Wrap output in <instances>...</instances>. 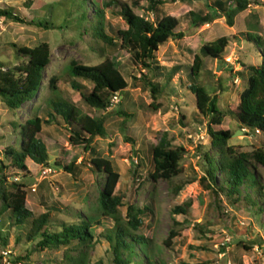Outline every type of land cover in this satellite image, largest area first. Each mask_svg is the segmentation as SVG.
I'll return each mask as SVG.
<instances>
[{
  "label": "rangeland",
  "instance_id": "rangeland-1",
  "mask_svg": "<svg viewBox=\"0 0 264 264\" xmlns=\"http://www.w3.org/2000/svg\"><path fill=\"white\" fill-rule=\"evenodd\" d=\"M79 1L0 0V9L10 8L19 16L36 21L49 18L55 26L45 30L0 17V62L7 66L20 63L12 44L32 47L45 41L51 48V60L44 70L42 86L36 97L16 111L8 109L0 101V151L8 145H18L19 136L15 132L18 130L15 128L17 124L34 115L46 119L51 112L52 100H66L81 114L104 118L107 136L96 137L93 147L119 173L114 193L124 196L121 215L125 217L130 205L150 208L151 213L144 218L138 233L149 241L151 260L166 264H177L181 260L202 264H264V214L257 217L244 202L233 205L223 194L220 195V201H215L212 193L199 185L198 180L204 174L202 152L210 144L207 120L198 117L194 121L192 96L180 84V80L187 82L186 76L193 58L191 52H197L206 42L226 36L229 41L222 58L203 60L200 82L206 85L212 95L218 96L220 108L224 109L227 104H238L239 93L244 87V81L236 76V72L242 70L240 62L253 65L261 62L259 50L254 43L246 40L244 32L250 30L251 34L255 32L264 39V0H252L251 7L235 18L232 27L222 15L192 28H188L183 20L181 26L185 37L179 41L169 40L157 52L160 65L182 67L171 81L156 76L154 72L133 68L124 50L109 49L94 43L89 32L83 31V26H88L86 21L79 19ZM209 2L165 0L163 8L170 16L182 19L189 10L212 13L207 7ZM146 6V0H139V7L134 8V12L141 15ZM86 7L88 18L92 19V7ZM253 14L257 18H253ZM105 20L113 29L126 27L123 19L116 16L112 9H106ZM105 59L112 60L120 69L128 81V87L114 99L107 111H98L89 107L79 92L71 87L68 65L72 60L95 65ZM130 74L137 77L144 74L165 85V88L157 99H153L143 82L132 84ZM52 78L55 79V89L50 88ZM78 82L84 87V92L90 91V83L82 80ZM120 112H126L130 117L126 119ZM182 116L187 118L183 119ZM215 128L228 130L232 134L230 144L239 152L250 153L262 146L261 133L242 128L231 116ZM164 132L168 134L172 145L184 148L182 172L175 181H184L186 184L177 194L173 193L166 181L154 183L148 177L152 169L149 149ZM69 135L61 118L51 124H43L40 137L46 142L50 155L48 167L38 166L31 161L29 173L13 168L10 174L25 182L26 207L34 214L57 207V210L52 211L53 219L57 221L75 220L76 212L93 216L91 230L95 246L88 254L89 264H97L100 260L103 264H112L111 251L104 234L113 222L110 218L99 216L97 203L104 175L92 171V154L81 145H71ZM72 162L73 175L64 170ZM255 172L264 185V167L256 164ZM185 202L190 203L187 215L172 212L175 206ZM173 227L178 235L172 238L171 247H165L163 240ZM19 234V229L4 217L0 224V235L6 242L0 240V264H12L15 256L25 254L28 245L24 240L17 241ZM5 251H9L8 255L4 254ZM61 253V250L35 252L31 261L33 264H55L54 260L62 259Z\"/></svg>",
  "mask_w": 264,
  "mask_h": 264
},
{
  "label": "trees",
  "instance_id": "trees-1",
  "mask_svg": "<svg viewBox=\"0 0 264 264\" xmlns=\"http://www.w3.org/2000/svg\"><path fill=\"white\" fill-rule=\"evenodd\" d=\"M146 1V8L138 15L134 8L139 7V0H132L131 4L122 0L108 2L80 0L77 5L80 9L78 16L82 22H87L88 27L83 26V31L89 32L94 43L109 49L124 50L128 53V63L133 68L154 72L156 76L166 78V81H171L182 67L160 65L157 52L160 46L169 40L179 41L185 37V31L181 26L183 20L188 28H192L209 23L217 15H222L226 18V23L232 27L235 18L249 9L253 3L252 0H210L207 7L212 13L189 10L182 19H179L165 12L163 8L165 0ZM87 5L92 7V19L88 18ZM106 9H112L116 16L121 17L126 27L113 29L109 26L105 20ZM0 17L45 30L55 28L49 18L38 21L23 18L10 8L0 9ZM252 17L257 18V15L253 14ZM244 35L246 40L254 43L259 50L261 62L258 65L240 62L242 70L236 72V76L244 81V87L239 93L238 104H227L224 109L220 108L218 96L212 95L206 85L200 82L203 60L222 58L229 41L226 36L206 42L197 52H191L193 58L188 68L187 82L183 83L180 80V84L192 96L194 121L196 122L198 117L207 120L206 130L210 144L208 149L202 152L204 174L198 180L199 185L203 190L211 192L215 201H220V195L223 194L233 205L244 202L254 215L260 217L264 214V185L255 172V165L264 167V39L255 32L251 34L250 30L244 32ZM12 47L20 63L16 66H7L0 62V101L8 109L16 111L33 100L40 90L44 70L51 60V48L45 41L32 47L17 44H12ZM100 50L102 51V48ZM68 74L71 87L79 92L81 99L89 107L98 111H107L113 98L122 94L128 87V81L123 73L110 59L95 65L72 60L68 65ZM130 79L132 84L143 82L153 99H157L165 88V85L144 74L140 77L130 74ZM79 80L92 85L89 92L82 90L84 87ZM218 86L222 89L219 81ZM50 88H56L54 78L50 80ZM50 106L48 118L43 119L34 115L17 124L15 128L18 130L15 132L19 136L18 145H8L0 151V224L4 217L8 218L20 231L17 241L24 240L28 245L25 254L15 256L12 264H33L32 254L46 250L62 251V259L54 260L55 264H89L88 254L95 246L91 230L93 216L76 212L75 220L57 221L52 215V211L57 210V207L34 214L26 207L25 182L17 180L10 174V169L13 168L29 173L31 161L38 166L48 167L50 155L40 133L43 124H51L58 118L63 120L70 132L69 143L73 146L81 145L86 152H90L92 171L104 175L97 203L99 216L110 218L113 222L112 227L104 234L111 251L112 264H166L151 260L149 241L138 233L144 224V218L151 213L150 208L130 205L125 217L120 213L124 196L114 193L119 173L111 162L97 154L93 147L96 137L107 136L104 118L81 114L66 100H52ZM120 114L126 119L130 117L126 112ZM228 116L237 120L242 128L261 133L262 146L250 153L237 151L230 144L232 134L228 130L215 128L222 125ZM123 124L125 125V121ZM183 153L184 148L172 145L168 134L164 132L159 141L149 149L152 166L148 173L149 179L154 183L159 180L166 181L173 193L177 194L186 184L184 181L179 183L175 181L182 172ZM64 170L73 175L74 163L66 165ZM189 206L190 203L185 202L183 205L175 206L172 212L187 215ZM176 235L178 232L173 227L163 240V245L171 247L172 238ZM0 240L6 242L1 235ZM97 264L103 262L100 260ZM177 264L202 263L181 260Z\"/></svg>",
  "mask_w": 264,
  "mask_h": 264
},
{
  "label": "built area",
  "instance_id": "built-area-1",
  "mask_svg": "<svg viewBox=\"0 0 264 264\" xmlns=\"http://www.w3.org/2000/svg\"><path fill=\"white\" fill-rule=\"evenodd\" d=\"M115 98H116V97L113 98L112 103L114 102V99H115ZM8 253H9V251H5V252H4L5 255H8Z\"/></svg>",
  "mask_w": 264,
  "mask_h": 264
}]
</instances>
